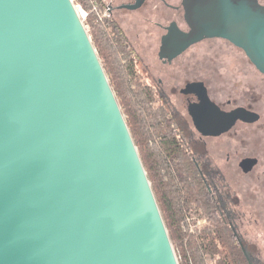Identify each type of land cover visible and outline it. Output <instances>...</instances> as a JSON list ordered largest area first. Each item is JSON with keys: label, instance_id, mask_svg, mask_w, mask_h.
Segmentation results:
<instances>
[{"label": "water", "instance_id": "95a60500", "mask_svg": "<svg viewBox=\"0 0 264 264\" xmlns=\"http://www.w3.org/2000/svg\"><path fill=\"white\" fill-rule=\"evenodd\" d=\"M188 5L264 73V5ZM0 264H180L73 0H0Z\"/></svg>", "mask_w": 264, "mask_h": 264}, {"label": "flooded vegetation", "instance_id": "af4514ba", "mask_svg": "<svg viewBox=\"0 0 264 264\" xmlns=\"http://www.w3.org/2000/svg\"><path fill=\"white\" fill-rule=\"evenodd\" d=\"M188 6V0H95L101 19H110L125 35L142 89L151 97L147 121L157 132L150 145H177L193 163L204 192L199 198L212 218L196 207L192 228L207 223L215 232L220 228L238 241L250 264H262L252 232L259 225L253 210L258 203L247 194L262 192L264 73L243 47L217 35L199 38ZM201 45L209 47L210 57H200ZM212 45L237 52V75L209 72L212 64L204 59L213 60ZM169 161L175 171L176 156Z\"/></svg>", "mask_w": 264, "mask_h": 264}, {"label": "trees", "instance_id": "16d2710c", "mask_svg": "<svg viewBox=\"0 0 264 264\" xmlns=\"http://www.w3.org/2000/svg\"><path fill=\"white\" fill-rule=\"evenodd\" d=\"M76 1L88 12L85 25L138 147L179 263L250 264L238 241L220 228L215 232L210 223L192 228L188 217L194 208H200L202 216L212 218L210 207L199 198L204 192L195 181L192 161L177 145L162 142L150 145L152 132H157L147 121V113L153 114L151 97L142 89L143 82L133 64L125 35L113 21L101 19L95 0ZM174 156L178 160L175 171L169 161Z\"/></svg>", "mask_w": 264, "mask_h": 264}, {"label": "rangeland", "instance_id": "374dc122", "mask_svg": "<svg viewBox=\"0 0 264 264\" xmlns=\"http://www.w3.org/2000/svg\"><path fill=\"white\" fill-rule=\"evenodd\" d=\"M73 1L75 3H78L76 0H73ZM212 46L215 47V53H214L213 60L204 59L205 61L210 62L207 64H212L213 70L210 69L209 72L210 73L215 72V74H219L221 76L222 75L223 76L237 75L239 73V64L235 62V57H237L235 54L237 52L230 50V53L228 54L227 52L224 51V49L226 48L224 45H212ZM208 49L209 47L207 48V45L199 46L200 57H210V55L209 56L206 55L208 53ZM222 63H225L226 65L223 66ZM205 67L206 66L204 65L203 73H206ZM230 85H233V83H230ZM263 153H264V150H263ZM263 169H264V160H263ZM252 196H253V201L258 203L257 208L253 210H254V213H256L257 215L256 217L259 218V222H258L259 225L255 230H252V232L258 235L257 239L259 240L257 241V245L259 246V249L261 250V253L259 254V259H260V262L264 264V176H263V181H262V192L259 194V196H256L255 193L252 194L251 192L247 194L248 198ZM188 221L189 223L194 224L191 216L188 217ZM255 245H256V242H253L252 249H256Z\"/></svg>", "mask_w": 264, "mask_h": 264}, {"label": "built area", "instance_id": "2783aa9c", "mask_svg": "<svg viewBox=\"0 0 264 264\" xmlns=\"http://www.w3.org/2000/svg\"><path fill=\"white\" fill-rule=\"evenodd\" d=\"M74 5H75L76 10L78 11V14L80 15V17L85 23V20L87 19V16H88L87 12L85 11V9L82 7V5L79 2L78 3L74 2Z\"/></svg>", "mask_w": 264, "mask_h": 264}]
</instances>
